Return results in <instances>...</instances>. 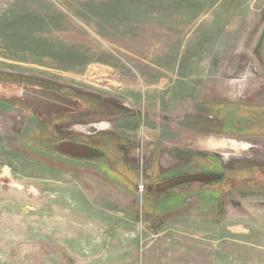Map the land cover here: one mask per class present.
Wrapping results in <instances>:
<instances>
[{
  "label": "rangeland",
  "instance_id": "obj_1",
  "mask_svg": "<svg viewBox=\"0 0 264 264\" xmlns=\"http://www.w3.org/2000/svg\"><path fill=\"white\" fill-rule=\"evenodd\" d=\"M139 69L155 72L151 84ZM0 82L75 88L64 92L136 110L101 127L129 140L126 163L140 177L135 192L95 164L33 148L51 118L0 100V264H264V0H0ZM149 86L175 98L160 94L150 110ZM221 104V129L199 125ZM96 119L56 128L91 133ZM156 152L164 178L261 167L223 195L193 184L150 213L140 185L154 181Z\"/></svg>",
  "mask_w": 264,
  "mask_h": 264
},
{
  "label": "crops",
  "instance_id": "obj_2",
  "mask_svg": "<svg viewBox=\"0 0 264 264\" xmlns=\"http://www.w3.org/2000/svg\"><path fill=\"white\" fill-rule=\"evenodd\" d=\"M139 63L143 65H147L149 62L144 58L143 62H139ZM139 71L141 76L143 77L144 82L148 80L150 81V83L148 84H151L153 81L151 77L153 76L154 78L155 72L154 71L144 72L140 69ZM162 83L167 84V80L165 79L164 81H162ZM8 89H10L11 92L8 95H6L7 97L24 99L25 101L28 102L34 114H36L39 118L50 117L51 119H53L62 114H70L73 112H81V111L83 112L84 108H86L87 105V103L82 100L84 98L81 96H77V93L64 92L65 89L73 90L75 88H65L64 90H62V89H45V88L31 87V86H23V87L13 86V87H9ZM171 92L172 90H170L169 92L167 91L163 93H158V95H156V91L151 86H149L147 88V93L143 94L144 103L148 107V109L153 110L152 107L154 106L153 103L155 100L156 102L161 103L160 100H162V97L160 96V94H163L164 96H172V95L174 96V94H172ZM121 104L125 106L123 103ZM125 107L130 109L127 106ZM130 110L133 111L132 114L124 115L119 118L96 116L97 119L95 121H88L86 124L95 126L98 128V130H93V132L91 133H87V132L68 133L73 135L74 141H59L54 145L56 146L55 147L56 149L54 150L55 152L50 154L56 155L58 158L60 157L61 159L63 158L67 161H71L72 163L95 164L99 167L100 171L107 178L115 181L119 180V182H121L124 186L136 192L137 190H134L127 185L129 180V175L127 172H129L130 170L134 171L138 176L137 183H139L140 181V177L138 175L137 169L133 168L132 166L130 167L126 163L125 151L130 146L129 140L125 136L118 134L115 131H112L111 129L107 130L106 127H101L103 123H106L107 125V122L109 124V122H113L114 120L128 117L133 114L136 115L138 113L134 109H130ZM83 120L78 122H85ZM102 120H106V121H102ZM59 126L60 125H58V128ZM42 151H46V150L43 149ZM158 153L159 152H156V157H154L153 164L150 168L151 170H153V173H155V177L153 178L154 179L153 183L152 184L148 183L149 175L147 178V185L150 186V188L156 193L153 195H161L159 192L161 190L159 188L160 181L167 180L169 178V177L164 178V176L166 175L163 174L161 175L162 171H160V169L158 170L157 168V164L159 163V159H157ZM183 173L186 172L178 173L176 175Z\"/></svg>",
  "mask_w": 264,
  "mask_h": 264
},
{
  "label": "trees",
  "instance_id": "obj_3",
  "mask_svg": "<svg viewBox=\"0 0 264 264\" xmlns=\"http://www.w3.org/2000/svg\"><path fill=\"white\" fill-rule=\"evenodd\" d=\"M0 86H2L5 89H8L9 87L18 86H31V87H40L45 89H55L50 87H44L43 85H38L32 82H25V83H15L9 86H5L0 82ZM83 95L85 101L88 105V108H86V111L81 112H73L70 114H62L56 118L51 119L50 121H43L40 122L37 132L40 133L39 136H32L30 139V144L33 145V148H38L40 150H46L49 153L55 152L56 149L54 145L58 143L59 141H74L73 135L71 134H61L58 131V125H65L69 123H73L76 121H81L83 119H86L89 117L92 113H94L96 116L101 117H109V118H119L124 115L132 114L133 111L123 106L121 103L114 101L112 99H108L105 97H102L97 94L92 93H86L81 92ZM13 100L14 102L23 103L26 106L30 107L27 101H25L22 98L16 99L15 97H7L6 95L0 94V100ZM90 101H93L95 103H90ZM224 105H217L215 109V119L209 122H206L205 120H201L200 124L203 125H209V123H213V128L221 129L220 121H217V118L221 120V117H225L223 114ZM94 111V112H92ZM90 112V113H89ZM227 118H225L223 124L224 126L227 125ZM230 123V122H228ZM54 126V128H53ZM238 126V125H236ZM221 127V128H220ZM239 127V126H238ZM58 131V132H56ZM204 156H194L192 155V159L194 158L196 160H199L202 162V164L206 163H213L210 158H202ZM193 162V161H192ZM196 167L198 164H195ZM261 163L256 162H235L231 165L229 168H223L222 172H209L207 170H196V171H189L183 174L175 175L172 177H169L167 180H159L160 185L159 188L161 189L159 192L162 195V197L166 198L164 200L156 199L153 197V194H156L155 191H153L150 186L147 185L145 187L146 197L149 199V202H151V207H147L146 211L150 213H157L156 210L160 211L159 207L164 210L163 205H171L173 203V200H177V197L184 196L187 193L184 189L189 188L191 185L195 184L199 186L200 191H206L208 192L209 189L211 190H217L219 194H224L223 185L226 184V182H233L234 180H237L241 178V174H249L252 175L253 171L260 168ZM200 170V171H199ZM129 175V180L127 185L130 186L132 189L137 190L138 189V176L136 173L132 170L127 172ZM238 177V178H237ZM183 190V191H182ZM178 191V192H177ZM166 196V197H165ZM221 196V195H220ZM166 206V207H167ZM150 208V209H149ZM155 208V209H154Z\"/></svg>",
  "mask_w": 264,
  "mask_h": 264
},
{
  "label": "bare ground",
  "instance_id": "obj_4",
  "mask_svg": "<svg viewBox=\"0 0 264 264\" xmlns=\"http://www.w3.org/2000/svg\"><path fill=\"white\" fill-rule=\"evenodd\" d=\"M229 87V86H228ZM230 87H232V86H230ZM225 142V141H224ZM210 147H212V148H215V147H218L219 145L221 146V145H223L224 143L223 142H216L215 140L214 141H211L210 143ZM225 146H227V145H225ZM222 147V146H221Z\"/></svg>",
  "mask_w": 264,
  "mask_h": 264
},
{
  "label": "water",
  "instance_id": "obj_5",
  "mask_svg": "<svg viewBox=\"0 0 264 264\" xmlns=\"http://www.w3.org/2000/svg\"><path fill=\"white\" fill-rule=\"evenodd\" d=\"M10 92V89H4L2 86H0V94L8 95Z\"/></svg>",
  "mask_w": 264,
  "mask_h": 264
},
{
  "label": "built area",
  "instance_id": "obj_6",
  "mask_svg": "<svg viewBox=\"0 0 264 264\" xmlns=\"http://www.w3.org/2000/svg\"><path fill=\"white\" fill-rule=\"evenodd\" d=\"M8 173H9V170H5L4 174L7 175ZM140 189H141V190L144 189L143 185H140Z\"/></svg>",
  "mask_w": 264,
  "mask_h": 264
}]
</instances>
